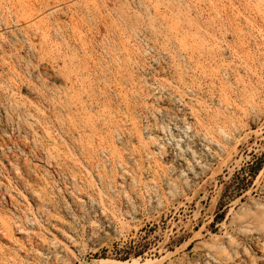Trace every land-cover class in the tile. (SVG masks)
Instances as JSON below:
<instances>
[{
    "label": "rangeland",
    "instance_id": "obj_1",
    "mask_svg": "<svg viewBox=\"0 0 264 264\" xmlns=\"http://www.w3.org/2000/svg\"><path fill=\"white\" fill-rule=\"evenodd\" d=\"M146 260L264 264V0H0V264Z\"/></svg>",
    "mask_w": 264,
    "mask_h": 264
},
{
    "label": "bare ground",
    "instance_id": "obj_2",
    "mask_svg": "<svg viewBox=\"0 0 264 264\" xmlns=\"http://www.w3.org/2000/svg\"><path fill=\"white\" fill-rule=\"evenodd\" d=\"M113 262H115V261H113ZM148 262V260H146V262L145 263H147ZM118 263H120V264H127V261H122V262H118ZM144 264V263H143ZM148 264V263H147Z\"/></svg>",
    "mask_w": 264,
    "mask_h": 264
}]
</instances>
